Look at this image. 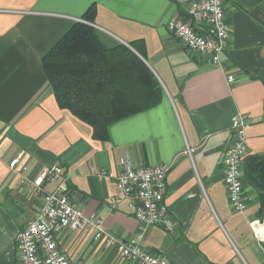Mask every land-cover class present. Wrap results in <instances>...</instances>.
Instances as JSON below:
<instances>
[{
	"label": "crops",
	"instance_id": "1",
	"mask_svg": "<svg viewBox=\"0 0 264 264\" xmlns=\"http://www.w3.org/2000/svg\"><path fill=\"white\" fill-rule=\"evenodd\" d=\"M193 1L0 0V264H19L16 237L41 205L22 180L53 166L68 176L73 203L100 216L118 241L133 240L141 232L135 211L115 181L100 175L129 164L170 166L165 203L176 229L150 226L145 249L172 264H264L253 230L260 222L264 231L260 197L245 172L250 157L264 155V0H223L229 39L221 66L168 29L174 18L188 20ZM91 7L103 42L138 46L163 92L154 108L113 124L108 141L59 107L42 66ZM238 114L249 124L244 212L229 202L223 164ZM57 240L70 264H135L94 233L64 231Z\"/></svg>",
	"mask_w": 264,
	"mask_h": 264
},
{
	"label": "built area",
	"instance_id": "2",
	"mask_svg": "<svg viewBox=\"0 0 264 264\" xmlns=\"http://www.w3.org/2000/svg\"><path fill=\"white\" fill-rule=\"evenodd\" d=\"M188 20L174 18L168 23L169 31L194 53L202 54L209 61L221 66V57L228 47L229 25L225 19L223 0H196L187 9ZM194 25L203 26L200 31ZM230 84L234 76H228ZM246 116L236 115L232 120V136L226 148L223 164L228 199L235 211L244 212L247 204L244 196L243 162L248 149ZM192 152V149L190 150ZM18 158L10 167L15 169ZM169 165L149 168L125 166L119 174L103 172L102 177L115 181L117 188L135 211L141 232L129 242H120L105 230L104 220L87 215L70 197L69 178L63 168L53 166L32 180H22L30 196L41 200L32 221L16 237L19 264H70L68 255L60 248L58 236L64 231L94 233L98 241L106 245L116 244L122 258L135 264H172L169 260L147 249L141 243L150 226H162L174 233L176 224L165 203ZM254 223L255 237L264 243V231Z\"/></svg>",
	"mask_w": 264,
	"mask_h": 264
},
{
	"label": "trees",
	"instance_id": "3",
	"mask_svg": "<svg viewBox=\"0 0 264 264\" xmlns=\"http://www.w3.org/2000/svg\"><path fill=\"white\" fill-rule=\"evenodd\" d=\"M94 8L76 22L43 57L42 66L60 108L93 128L94 138L108 141L113 124L157 106L162 88L156 76L125 44L107 46L92 26ZM246 180L259 193L264 220V155L252 156Z\"/></svg>",
	"mask_w": 264,
	"mask_h": 264
},
{
	"label": "water",
	"instance_id": "4",
	"mask_svg": "<svg viewBox=\"0 0 264 264\" xmlns=\"http://www.w3.org/2000/svg\"><path fill=\"white\" fill-rule=\"evenodd\" d=\"M133 50V49H132Z\"/></svg>",
	"mask_w": 264,
	"mask_h": 264
}]
</instances>
